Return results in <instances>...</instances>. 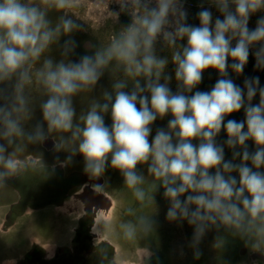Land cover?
I'll return each mask as SVG.
<instances>
[{
  "label": "clouds",
  "instance_id": "9594fccd",
  "mask_svg": "<svg viewBox=\"0 0 264 264\" xmlns=\"http://www.w3.org/2000/svg\"><path fill=\"white\" fill-rule=\"evenodd\" d=\"M84 3L0 0V183L25 167L18 153L44 145L82 157L97 180L117 171L141 206L161 194L166 220L191 228L194 260L209 234L221 264L230 241L264 257V85L245 75L250 56L264 71V0H198V23L189 0H87L114 26L104 42L77 39ZM154 227L143 215L121 225L127 239Z\"/></svg>",
  "mask_w": 264,
  "mask_h": 264
},
{
  "label": "rangeland",
  "instance_id": "374dc122",
  "mask_svg": "<svg viewBox=\"0 0 264 264\" xmlns=\"http://www.w3.org/2000/svg\"><path fill=\"white\" fill-rule=\"evenodd\" d=\"M198 3V0H189L190 4V12L192 16H190L189 22L191 23H198V21H195L193 19V16L195 12L198 10L196 5ZM213 11H215L213 9ZM76 12L78 13L77 17H74V19H78L80 23L85 27L87 30V33L78 35L77 39L86 40V39H94L100 42H104L108 39V37L112 34V32L115 30L112 22L106 21L102 22L100 14L95 11H90L88 7L87 0H85V3L78 9H76ZM55 15V14H54ZM253 16L250 20L249 27H255V21L258 17ZM122 20L126 22L127 18L122 17ZM254 60L250 56L249 64L246 66L245 69V75H258L261 79V84L264 85V71H255L253 68ZM172 65H169V71L172 70ZM233 78L235 79L236 83L240 84L242 86L243 76L236 77L233 74ZM217 79V74L213 70H207L204 75V79L202 84L200 85V90L206 91L209 90L213 84L215 83V80ZM102 84L105 86H108V79L105 77V79L102 81ZM173 90H175V81L173 79V83L171 85ZM258 102V97L256 100H254V103ZM80 103H86V101H79L77 100V108L79 111ZM229 118H234L237 120L243 119V111L240 113H234ZM167 119L160 121L158 120L156 122V125L153 129V134L155 132V127H164L166 126ZM106 123H110V120L106 118ZM225 135L223 132L221 133V136L219 137V140L222 142L225 139ZM251 145V142H249ZM30 154L33 157H38L39 161L42 163L39 164H50V163H56L57 161L64 160L69 164L70 167L74 166H82L83 163L77 162L76 157H73L72 161L66 160V153L64 152H56L54 150H51L49 152H46L42 145H28L22 152L18 153L17 159H24L25 155ZM59 157V158H57ZM226 157L230 158L231 153L226 149ZM146 171V169H145ZM23 172V171H22ZM22 172L20 171L17 175H19L22 179V182L24 181L23 176H28L29 172ZM111 174L113 177H111ZM15 176V175H14ZM13 176V177H14ZM105 181L104 186H102L101 190L109 195L114 196L115 204H114V210L117 214H121L120 212H124V220L123 224L135 221L136 217L138 216H151L155 220V227L153 231L148 235H141L137 234L135 238L133 239H127L125 238L123 234V229H119L118 234L119 241L116 240V238H113V232L111 228L112 222L115 224L116 220H113L115 218L108 217L105 221H102L97 224L98 229L100 230L102 236L99 238H93L90 240V237L87 236V230L89 229L88 226L84 223L81 225V239L78 241V247L81 248V259L80 257H76L75 260H73V264H115L114 262H123L124 264H128V262L134 260L133 264H144L143 259H141V256H159L166 264H221V259L219 254L211 248V243L213 240V234H209L205 240L203 241L201 248L203 251V256L199 261L194 260L192 257L191 250L187 247L188 238L191 236V228L185 225L184 228L178 227L175 223L168 222L166 220V211H167V201H165L162 198L161 194H157L156 196V205L155 206H141L139 202L136 201L135 197L133 196L132 191L129 190L125 185L123 188L120 187L118 190H111L112 186L121 184L120 181H122V177L117 172L115 173V170L109 169L103 177H101ZM112 179V183H111ZM19 181H21L19 179ZM10 182L16 187L21 188L24 186V189L29 194H33L36 196L35 198L38 199V202H41L45 200V194H40L41 189L45 186V183L43 181H39L37 179H30L28 181V185L25 187L24 183H17L13 178L10 180ZM94 188H96V185L94 183L91 184ZM128 189V190H127ZM25 190L23 191L25 194ZM127 195V196H126ZM129 209L132 210V212H129ZM116 219H120V216H116ZM41 233H44L45 228H42L39 230ZM84 231L86 233H84ZM90 234V233H89ZM19 236V235H18ZM104 240H107L109 242H112L118 247V252L114 256V260L111 261V254L112 249L110 247V243L103 242ZM99 240H102V242H98ZM111 243V244H112ZM137 245V246H136ZM136 247L137 252L139 253L138 259H129L128 252L125 250L132 251L133 248ZM183 247L185 255L181 257L180 255V249ZM134 249V250H135ZM125 251V252H124ZM124 252V253H122ZM125 254V256H124ZM252 254L249 253V251L243 247V245L239 241H230L227 251L225 252L223 259L228 262V264H253L254 260H248ZM128 260V262L126 261ZM248 260V261H247ZM142 261V263H141Z\"/></svg>",
  "mask_w": 264,
  "mask_h": 264
},
{
  "label": "flooded vegetation",
  "instance_id": "af4514ba",
  "mask_svg": "<svg viewBox=\"0 0 264 264\" xmlns=\"http://www.w3.org/2000/svg\"><path fill=\"white\" fill-rule=\"evenodd\" d=\"M42 146L46 152L52 150L45 147L44 145ZM76 159L78 163L82 161V157L76 156ZM19 160L23 163V165H25V167L21 169V172H29V175L25 177L23 176V182L19 175H15L14 177L12 176L13 180L19 184L24 183L27 180V182H25V187L28 185V181H30V179L43 181L46 187L41 189L40 194H45L46 198L45 200L38 202V199L35 198L36 196L33 194L28 195V192H26L24 186L19 189L16 188L10 181L8 182L6 180L7 184L12 186L17 192V200L13 202L6 211L3 222L0 225L1 231L10 227L13 223H15L16 218H18L22 213L24 214L26 209L30 208L41 210L44 205L62 204L63 206H68L76 202V209H78L79 214L78 218L76 217L75 220L76 226L74 230L73 241L70 246H59L53 248L52 250H45L38 245L33 246L24 255V257L15 264H73V260H75L76 257H80L81 259V248L78 247V241L81 239V225L85 223L88 226L89 229L87 230V236L88 238L90 237V240L93 238H99L102 236V234L98 229L97 224L105 221L108 217L111 218L112 215L113 218H115L113 220H116L115 224L113 222L111 224L113 232L112 235L113 238H116V240L119 241L120 236L117 234L119 232L118 230H121V225L123 224L125 216L124 212H120V215L115 212L114 196H108L104 190H97V188H94L91 185L94 183L95 185L100 184L104 186L105 181L103 179L99 178V180H97L96 178H92L84 173L83 165L70 167L69 164H67V162L64 160L57 161L53 164L50 163L48 165L45 163L39 164L42 163L39 161V158L33 157L30 154L25 155L24 159L22 158ZM23 172L21 175H23ZM115 173H117V171H115ZM111 177H113L112 174ZM19 179L21 181H19ZM120 183L121 184L117 186L113 185L111 190H118L120 187L122 188V185L124 188L123 180L120 181ZM22 190H25L26 194ZM65 198H69L67 202L64 201ZM114 213H116L117 217L120 216V219H116ZM84 233L86 232L84 231ZM98 242L101 243L102 240H99ZM103 242L108 243V245L110 243V247L112 249V254L110 255L111 261L114 260V256L118 252V247L107 240L103 239ZM135 248L136 247H134L132 251L127 250V248L125 249L128 252L127 257L129 259H138V257H140L138 256L139 253ZM141 257V259L144 258V264H166L159 256L151 255L148 256V258L147 256ZM248 260L260 261V264H264V257L259 256V254H252ZM126 261L128 262V260ZM114 263L124 264L123 262ZM133 263L134 260L128 262V264Z\"/></svg>",
  "mask_w": 264,
  "mask_h": 264
},
{
  "label": "crops",
  "instance_id": "0c3cea01",
  "mask_svg": "<svg viewBox=\"0 0 264 264\" xmlns=\"http://www.w3.org/2000/svg\"><path fill=\"white\" fill-rule=\"evenodd\" d=\"M12 177L7 178L9 182ZM0 183V225L9 206L17 200V192L7 181ZM22 196V195H21ZM23 197V196H22ZM69 198H65V202ZM77 203L44 205L41 210L26 209L10 227L0 230V264H15L33 247L52 250L70 246L73 241ZM76 209V210H75ZM45 228L44 233L39 230ZM19 235V236H18Z\"/></svg>",
  "mask_w": 264,
  "mask_h": 264
},
{
  "label": "bare ground",
  "instance_id": "6f19581e",
  "mask_svg": "<svg viewBox=\"0 0 264 264\" xmlns=\"http://www.w3.org/2000/svg\"><path fill=\"white\" fill-rule=\"evenodd\" d=\"M101 208H102V207H101ZM101 208H100V209H101Z\"/></svg>",
  "mask_w": 264,
  "mask_h": 264
}]
</instances>
